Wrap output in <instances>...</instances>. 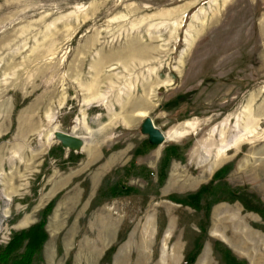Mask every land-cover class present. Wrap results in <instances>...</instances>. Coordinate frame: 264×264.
<instances>
[{
	"label": "rangeland",
	"instance_id": "obj_1",
	"mask_svg": "<svg viewBox=\"0 0 264 264\" xmlns=\"http://www.w3.org/2000/svg\"><path fill=\"white\" fill-rule=\"evenodd\" d=\"M143 46L155 48L147 59L128 67L116 61L130 60ZM97 60H105L99 71ZM95 79L102 99L85 86ZM147 117L165 135L187 120L197 129L134 156L148 140L142 131ZM247 117L256 120L246 128ZM240 128L254 131L253 139L215 160L222 136ZM58 129L85 144L63 147ZM170 145L178 157L170 159L160 184ZM218 171L201 201L217 199L209 219L204 210L169 199L197 192ZM117 184L137 192L113 196ZM235 190L264 206V0H0V243L39 221L59 194L36 264H138L136 250L124 257L114 252L107 262L105 253L97 254L92 243L98 235L110 242L115 237L109 217L126 219L124 236L141 217L180 214L193 249L199 234L204 242L210 237L214 205L230 202L218 198ZM247 212L259 214L244 207L241 218L229 221L233 238ZM194 222L199 231L191 229ZM259 226L264 231L262 216ZM84 240L91 243L77 250Z\"/></svg>",
	"mask_w": 264,
	"mask_h": 264
},
{
	"label": "crops",
	"instance_id": "obj_2",
	"mask_svg": "<svg viewBox=\"0 0 264 264\" xmlns=\"http://www.w3.org/2000/svg\"><path fill=\"white\" fill-rule=\"evenodd\" d=\"M157 155L159 156V152H157ZM150 159L154 160L153 156ZM73 179L74 176H71L70 181L72 182ZM64 183L71 184L66 179ZM57 208L54 209L52 214L56 212ZM243 210V205L241 206V203L237 201L214 205L208 231L210 237L204 242L194 264H224L222 253L216 248V244L219 242L230 248L238 259L246 261L247 264H264V231L259 228L261 219L259 214L247 212L246 224L240 227L241 232H237V237L233 238V229L229 221L238 216L241 218ZM248 219H251L252 223ZM108 220L110 222L107 223H110L115 231V237L110 242V240H104L98 235L92 243L96 246L97 254L101 250L103 255L111 244L118 240L119 233L126 222L124 217H109ZM132 224L133 227L129 229L125 239L117 247L116 256L121 253L124 257L130 251L136 250L139 258L138 264H183L187 252L194 249H191L193 245L188 231L189 228L183 222L180 214H169L163 219L158 216H144L139 218V221L132 222ZM198 226L199 223H191V229L193 230L199 231ZM234 229L238 230V227ZM244 229H247V232L242 231ZM237 238L240 244L235 241ZM86 243L91 242L84 240L77 250L83 252L86 249V247H83ZM246 248H250L251 251L248 252ZM156 249L158 251L157 256L155 255ZM91 253L88 252L85 255H89L90 258Z\"/></svg>",
	"mask_w": 264,
	"mask_h": 264
},
{
	"label": "trees",
	"instance_id": "obj_3",
	"mask_svg": "<svg viewBox=\"0 0 264 264\" xmlns=\"http://www.w3.org/2000/svg\"><path fill=\"white\" fill-rule=\"evenodd\" d=\"M156 145L150 143L149 140L144 141L143 145L139 148H137L134 151V156L144 153L147 151V149L155 147ZM50 153H54L53 148L50 150ZM178 157V148L175 145H170L166 148L164 156L161 161V167H160V176H159V183H164L166 179V167L170 161L171 158ZM135 167V164L132 162L129 165V168L132 170ZM132 171H129L128 174H130ZM220 174V171L216 172L213 180L208 183L204 184L200 187V189L197 192L190 193L183 198H179L173 194L169 195V199L181 203L183 205H188L196 210H204L205 216L207 219L210 217V211L211 207L214 201H217L215 199L212 202H209L205 206L202 205L201 201L204 196V193L209 191L211 188H213L214 179ZM115 188H110V191H112L113 196L117 195H124L129 194L133 191L137 192L136 189H133L130 186H120L119 184L114 186ZM99 192L104 193L103 188L99 190ZM59 194L52 199L42 210L41 217L39 221L36 223L30 225L28 228H23L20 230H14L11 233L10 239L6 243H0V264H36V257L39 255H42L44 244L46 243L49 233L46 229L47 219L48 216L53 211L54 206L56 205L57 199L59 198ZM219 200H226L230 202H234L237 200H240L244 207L247 210L255 211L259 213L263 219H264V206H258L256 204H253L249 199L246 197H243L239 195V190H235L233 192V197L227 198V197H221L218 198ZM218 200V201H219ZM201 230L203 232H207V224L201 225ZM126 235H119V242L124 240ZM204 236L200 234L196 240H195V246L194 249L191 252H187L184 263L183 264H194L197 256L199 255L203 243H204ZM117 245L111 246L109 249L106 250L103 260L104 262H107L108 260H111L113 253L117 249ZM217 250H219L222 253V260L224 261V264H247L243 260H239L231 251L230 248H228L223 243L219 242L216 244Z\"/></svg>",
	"mask_w": 264,
	"mask_h": 264
},
{
	"label": "bare ground",
	"instance_id": "obj_4",
	"mask_svg": "<svg viewBox=\"0 0 264 264\" xmlns=\"http://www.w3.org/2000/svg\"><path fill=\"white\" fill-rule=\"evenodd\" d=\"M201 13V12H200ZM164 15H166V14H163V16ZM168 15H171V14H168ZM197 15V14H196ZM161 16H162V14H161ZM196 18H197V16H195ZM144 18H146V17H144ZM149 18V17H148ZM148 18H146V19H148ZM142 20H144L145 21V19H141V23L142 22H144V21H142ZM148 21V20H147ZM149 22V21H148ZM182 22V21H181ZM147 22H145L144 24H146ZM175 23L179 26V24H178V22H176L175 21ZM143 24V23H142ZM148 24H150V23H148ZM148 24H146V25H148ZM174 24V23H173ZM133 26V25H132ZM135 26V25H134ZM176 28H177V26H175ZM134 28V27H133ZM176 28H174V29H176ZM138 29V28H137ZM188 35V34H187ZM152 38H153V36H151ZM192 37H194V36H192ZM186 38V37H185ZM188 38V37H187ZM192 38L190 37V39H186L187 41V47L189 48V47H191V45H192V40H194V39H192ZM149 45V44H148ZM147 45V46H148ZM147 46H143L141 49H139V50H132V52L133 53H130L129 55V58H130V60H128V61H126V60H124L123 58H120V59H116V61L117 60H119V61H122V63L126 66V67H128V65H129V61H136L137 59H139V60H141L142 61V59H147L149 56V54L153 51H155V48H152V49H154V50H152V49H150L149 47H147ZM157 50V49H156ZM186 52H187V49L186 50H184L183 52H182V57H184V55L186 54ZM152 57H154V56H152ZM126 59V58H125ZM138 61V60H137ZM105 63V60H97L96 62H95V64H94V69L95 70H97V71H99V69H100V66H102L103 64ZM141 64H142V62H141ZM124 66V67H125ZM97 79V78H96ZM92 80L91 81V83H89V84H86L85 86H86V88H87V90H88V92H91L93 95H92V98L93 99H98V98H101V97H103V95H100V94H97V80ZM165 85V83L164 84H161L160 86H158V87H162V86H164ZM128 90V89H127ZM87 92V93H88ZM128 97V96H127ZM126 97V98H127ZM128 98H130V96L128 97ZM127 98V99H128ZM102 99V98H101ZM121 99V98H120ZM123 100V99H122ZM144 102H146L145 100H143ZM120 103H121V100H120ZM144 104H146V103H144ZM253 112V111H252ZM135 114H138V115H142V114H145V113H135ZM136 116V115H135ZM144 116V115H143ZM246 120H244V122H245V124H246V128L247 127H249V126H251V125H253V122L256 120V119H251L250 117H247V118H245ZM126 123H127V121H126ZM197 129V123L196 122H193V121H191V120H187V121H184V122H182V123H180L178 126H176V127H174V128H172L169 132H167L166 133V139L167 140H177V139H179V138H181V137H184V136H186V135H188V134H190V133H192V132H195V130ZM222 135H225V133H223L222 132ZM221 135V136H222ZM253 135H254V131H249V132H247V131H245L243 128H242V130H241V128H240V130L234 135V136H232V137H230V138H226V136L225 137H223L222 136V138H223V142H222V145H220L219 147H217V153H216V158L217 159H215V160H218V161H220L221 162V160L223 159V156H224V154H225V152L226 151H228L229 149H231V148H235L237 145H240V143H242L243 141H245L246 139H248V140H251V139H253ZM210 149V148H209ZM211 150V149H210ZM238 150V149H237ZM209 151V150H208ZM217 162V161H216ZM215 165H218V164H216L215 163ZM214 167V164H213V166H211L210 167V170H208V171H212L213 168ZM214 171V170H213ZM24 223H26V221L24 222ZM23 223V224H24ZM90 262V261H89Z\"/></svg>",
	"mask_w": 264,
	"mask_h": 264
},
{
	"label": "water",
	"instance_id": "obj_5",
	"mask_svg": "<svg viewBox=\"0 0 264 264\" xmlns=\"http://www.w3.org/2000/svg\"><path fill=\"white\" fill-rule=\"evenodd\" d=\"M142 131L148 135V140L154 145H161L167 140L165 133L155 125L151 117H147L142 123ZM55 136L62 142V146L65 148L69 147L77 150L85 144L83 138L59 129L55 132Z\"/></svg>",
	"mask_w": 264,
	"mask_h": 264
}]
</instances>
